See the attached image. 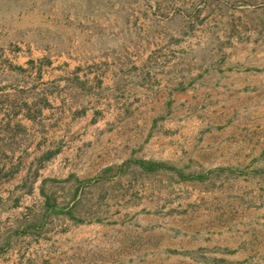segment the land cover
I'll list each match as a JSON object with an SVG mask.
<instances>
[{"label":"rangeland","instance_id":"1","mask_svg":"<svg viewBox=\"0 0 264 264\" xmlns=\"http://www.w3.org/2000/svg\"><path fill=\"white\" fill-rule=\"evenodd\" d=\"M0 264H264V0H0Z\"/></svg>","mask_w":264,"mask_h":264},{"label":"crops","instance_id":"2","mask_svg":"<svg viewBox=\"0 0 264 264\" xmlns=\"http://www.w3.org/2000/svg\"><path fill=\"white\" fill-rule=\"evenodd\" d=\"M79 124H84L83 119L77 120ZM137 137V136H135ZM56 138V137H55ZM50 139V141L45 144V147H41V149L44 150L41 152V154H46L49 152L50 155L54 154V148L56 150V154H60L58 156L59 160H62L61 154L66 155H75V154H83V155H90L91 152L95 154H106L107 153V147L108 145H112L116 148L118 147H126L130 146V148L133 147V145H136V138L133 139L132 135H116L114 132L107 134V133H96L93 131H84V129H78V130H70L67 133L60 132L58 134L57 139ZM111 141L109 144L108 141ZM134 140V142H133ZM40 155V159L42 158ZM90 161V160H89ZM57 163L59 161H56ZM104 164L101 165V162L98 161V169H104L106 168V163L103 161ZM71 164V162H70ZM67 162V167L65 170H62L60 173L61 178H54V156L50 158V162H47L45 167L41 169V167L37 168L38 177L34 180V191L37 192L38 195H43L44 192V186L45 184H54V179L57 180H63L68 177V170L70 171L71 165ZM57 165V164H56ZM59 165V164H58ZM31 168H27V166L19 167V174L25 175L27 171H29ZM59 175V174H56ZM20 177V176H18ZM15 179V176H13L12 179H9L4 183V185H14V184H22V181H25L24 178H18V181ZM49 187V186H48ZM48 187L46 190H48ZM45 196L46 193H45ZM43 197V196H40ZM47 208V207H46ZM52 208V206H51Z\"/></svg>","mask_w":264,"mask_h":264}]
</instances>
